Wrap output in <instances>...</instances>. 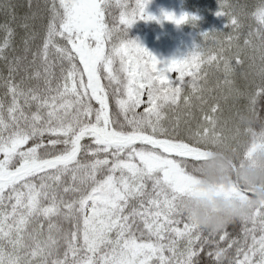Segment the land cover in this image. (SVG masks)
<instances>
[{"label":"snow or ice","instance_id":"obj_1","mask_svg":"<svg viewBox=\"0 0 264 264\" xmlns=\"http://www.w3.org/2000/svg\"><path fill=\"white\" fill-rule=\"evenodd\" d=\"M148 3L45 0L18 25L19 46L16 28L0 25V264H201L206 249L213 264H264V206L239 221L242 238L205 232L180 211L200 194L211 145L239 148L243 135L264 146V122H246L264 121V0L251 11L221 0L216 15L231 32L202 33L211 47L166 64L126 38L138 20L157 19ZM213 68L223 73L214 86ZM241 98L247 114L229 128L221 101Z\"/></svg>","mask_w":264,"mask_h":264},{"label":"clouds","instance_id":"obj_2","mask_svg":"<svg viewBox=\"0 0 264 264\" xmlns=\"http://www.w3.org/2000/svg\"><path fill=\"white\" fill-rule=\"evenodd\" d=\"M253 126L264 121L246 115ZM258 146L252 149L251 145ZM261 140L242 141L239 148L230 142L209 147L199 166L200 194L180 201V211L205 232H219L241 221L258 206H264V146ZM251 152L250 155L246 153Z\"/></svg>","mask_w":264,"mask_h":264},{"label":"trees","instance_id":"obj_3","mask_svg":"<svg viewBox=\"0 0 264 264\" xmlns=\"http://www.w3.org/2000/svg\"><path fill=\"white\" fill-rule=\"evenodd\" d=\"M173 2H168L169 4H173L175 9V16L179 18L180 16L187 14L189 17L195 16L197 19L195 21L189 20L187 23L179 25L178 27L182 30L184 41L186 40L188 43L192 42L193 49L197 45H204L207 44L211 47L210 41H205L201 34L205 32H220L224 34H228L231 32V29H227L225 25L228 23V20L225 17H218L216 12L219 10V3L221 0H172ZM45 0H0V5L11 3L14 5V9H9L8 13L6 14L2 8H0V25H3L5 22L12 24L13 27L16 28L17 31V46H19L20 36L23 35V30L18 26L22 22V18L25 16L30 15L31 13L37 12L40 9V6L44 4ZM123 2L128 3L129 5H133L135 0H123ZM227 3L233 5H247L249 11L252 10V7L259 2V0H226ZM29 5H32L30 8ZM113 15H115L118 19V15L120 9L113 8L112 10ZM170 13V9L168 11ZM13 14L16 16V20H12ZM110 20V18H109ZM161 20V19H160ZM158 21L154 22V25L149 28V32L154 30L157 25ZM40 21L37 20L36 24L39 25ZM111 23V20H110ZM249 26H252V30L255 31V21L249 19L245 21V27L243 28V32L246 34ZM190 33V35H187ZM4 33L0 31V39L3 38ZM192 37V38H191ZM192 39V40H191ZM183 41V42H184ZM192 49V50H193ZM248 70L247 62L243 66V68H238L237 75L235 77V84L236 87L239 88L241 91H247L249 80L244 79L242 72ZM0 72H5L6 70L3 68V62L0 61ZM188 79V78H187ZM209 82L210 85L214 86L217 80L223 81V73L220 71H216L215 68L209 70ZM103 83L107 84V81H103ZM2 91V90H0ZM247 105L246 99H239L238 101L229 100L227 103L221 101V111L217 113V115L221 119V123L223 124L225 121H228V127H232V121L236 120V112L244 111L245 114V106ZM142 111V110H138ZM167 112V110H165ZM257 111L262 119H264V99H260L257 105ZM169 116L172 113H168ZM199 116V113H197ZM167 122V121H166ZM183 126V125H182ZM195 125L193 124V127ZM255 130L259 131L260 124H256L253 126ZM243 131V129H242ZM242 140H246L250 142V137L243 136L241 137ZM242 224L237 221L230 224L226 230L229 232L232 238H242ZM225 246L226 245H223ZM205 250L204 253L201 254L200 260L201 264H213V260L207 257ZM230 257H234L235 250H230L229 253Z\"/></svg>","mask_w":264,"mask_h":264},{"label":"rangeland","instance_id":"obj_4","mask_svg":"<svg viewBox=\"0 0 264 264\" xmlns=\"http://www.w3.org/2000/svg\"><path fill=\"white\" fill-rule=\"evenodd\" d=\"M168 2L173 1L150 0L146 8V14L157 19L151 21L138 20L128 29L126 37L128 40L136 41L140 46L155 56L157 60L165 64L173 59L186 57L193 49L192 42L188 43L186 40L184 41V38H181L183 36L182 30L175 23L164 19V14L169 13V9V14L175 15L176 7L173 4L168 5ZM155 21H158L156 23L157 27L149 32V28L154 25ZM187 35H190V33ZM114 67L118 68L119 64L117 63ZM169 75L172 79H175L178 73L172 72ZM140 110L143 111V107Z\"/></svg>","mask_w":264,"mask_h":264}]
</instances>
